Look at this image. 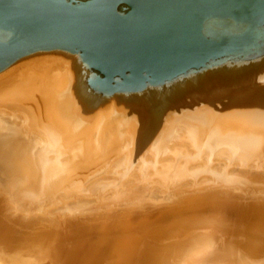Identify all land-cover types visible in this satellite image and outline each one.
Segmentation results:
<instances>
[{"label": "water", "instance_id": "water-1", "mask_svg": "<svg viewBox=\"0 0 264 264\" xmlns=\"http://www.w3.org/2000/svg\"><path fill=\"white\" fill-rule=\"evenodd\" d=\"M45 54L62 57L65 83L37 94L35 126L82 156L46 171L44 200L123 152L121 182L149 142L156 157L167 150L174 127L196 148L180 156L205 150L198 169L213 150L226 166L264 160V0H0V72Z\"/></svg>", "mask_w": 264, "mask_h": 264}, {"label": "bare ground", "instance_id": "bare-ground-1", "mask_svg": "<svg viewBox=\"0 0 264 264\" xmlns=\"http://www.w3.org/2000/svg\"><path fill=\"white\" fill-rule=\"evenodd\" d=\"M60 59L40 55L0 72V264H264V160L233 156L226 166L228 156L213 150L209 167L198 169L205 150L180 156L196 148L176 127L167 150L156 157L149 142L121 182L114 171L126 169L123 152L44 200L46 171L82 156L78 143L58 153L56 140L35 126L37 94L65 83ZM102 118L88 136L91 158ZM26 235L39 237L33 253Z\"/></svg>", "mask_w": 264, "mask_h": 264}, {"label": "rangeland", "instance_id": "rangeland-1", "mask_svg": "<svg viewBox=\"0 0 264 264\" xmlns=\"http://www.w3.org/2000/svg\"><path fill=\"white\" fill-rule=\"evenodd\" d=\"M261 170V169H260ZM228 174V173H227ZM119 178V177H118ZM142 185V184H141ZM165 190V189H164ZM165 192V191H164ZM166 193V195H168L167 194V192H165ZM191 194H194V193H191ZM107 195V194H106ZM149 203V202H148ZM163 204V203H162ZM152 205H154V204H152ZM164 205H168V203L167 204H164ZM155 206V205H154ZM48 209H51V208H48ZM70 236H71V238L74 236V235H72L71 233H70ZM39 240V237H35V236H33V235H26V237L24 236L23 237V241H26V243H28L29 244V247L30 246H33L32 244H34L35 243V240ZM55 246V245H54ZM18 247H15V249H17ZM31 249V251L32 252H30V253H33V247H30ZM24 253H22L21 251L19 252V256H18V258H20V259H22L21 257H24V255H23ZM31 255V254H30ZM30 258V257H29ZM32 259V258H31ZM29 260L31 263H35V262H33L32 260ZM23 260V259H22ZM35 264H37V263H35Z\"/></svg>", "mask_w": 264, "mask_h": 264}]
</instances>
